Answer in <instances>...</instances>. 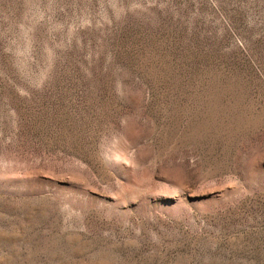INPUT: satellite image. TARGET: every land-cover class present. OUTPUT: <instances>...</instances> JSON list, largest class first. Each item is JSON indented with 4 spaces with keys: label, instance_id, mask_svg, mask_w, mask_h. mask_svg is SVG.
Masks as SVG:
<instances>
[{
    "label": "rangeland",
    "instance_id": "obj_1",
    "mask_svg": "<svg viewBox=\"0 0 264 264\" xmlns=\"http://www.w3.org/2000/svg\"><path fill=\"white\" fill-rule=\"evenodd\" d=\"M0 264H264V0H0Z\"/></svg>",
    "mask_w": 264,
    "mask_h": 264
}]
</instances>
